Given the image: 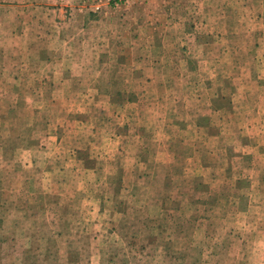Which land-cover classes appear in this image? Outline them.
I'll list each match as a JSON object with an SVG mask.
<instances>
[{"label":"rangeland","instance_id":"obj_1","mask_svg":"<svg viewBox=\"0 0 264 264\" xmlns=\"http://www.w3.org/2000/svg\"><path fill=\"white\" fill-rule=\"evenodd\" d=\"M246 13L258 31L264 0H0L3 80L25 98L50 55L161 63L137 70L141 112L55 109L48 86L8 100L0 264H264V36L216 35ZM63 128L54 156L41 137Z\"/></svg>","mask_w":264,"mask_h":264},{"label":"crops","instance_id":"obj_2","mask_svg":"<svg viewBox=\"0 0 264 264\" xmlns=\"http://www.w3.org/2000/svg\"><path fill=\"white\" fill-rule=\"evenodd\" d=\"M235 18H237V20L240 21V24H236V26L234 25V27L232 26L231 30H226L225 27L219 30L217 29L216 35H220L223 37L235 36V35L264 36V24H261L262 22H260L262 20L261 16L257 15L253 19V22L254 21L260 22L257 23L256 26L261 24V27H256L258 28V31L254 27L250 29V26H248L247 21L250 19L249 14L246 13L245 16L241 15ZM7 33L9 37L17 36L16 33L12 31L10 32L8 31ZM210 33L212 36H215L213 31H210ZM20 38L21 35L19 39ZM208 43L210 44L211 40H209ZM48 58H49L48 56L44 57V59H48ZM50 58L51 59L47 61L46 64L48 69H52V70L49 71L48 74H45L43 77L36 78L35 85H32V87L30 86L31 89V90L29 89L30 95L27 98H25L23 95L24 91L20 90L19 87V85H21L22 82L13 81L14 84L17 85V87L15 89H11L9 87L8 81L6 79L3 80L5 75L15 67H10L13 66L11 64L12 61H7L5 58L2 57V59L0 60V71L3 72L4 74L0 73V130L1 129L3 130V128L6 126L5 123L8 117L14 116L16 114L14 113L15 110L10 109L6 106L10 98L12 101H20L23 98L35 100L36 98H41L43 96V93L46 92V89L44 91V88H46L47 86H48L47 94H48L49 106L53 105V101H55L54 103V105H56L55 109L59 107L60 109L68 110V111H74L75 108L84 110L86 107L84 104L85 101H88L89 99H94L98 101L95 107L93 108V110H95V113H97L98 117L102 116V118H105V116L108 117L109 115H113V114L117 115L119 112L118 108H120L121 106H126V102H128V105L133 106L134 104V106H136V109L139 112H141L143 110L142 108L146 106V103L144 102L145 101L144 95L142 96L137 92V82L139 84L140 83L144 84V81L149 82L150 79L148 78H146L145 80L142 79V81L140 82V79L138 78L137 70H141L142 68L140 67H144L145 70L147 69L153 70L155 67L160 66L161 64V63H136L138 62L137 60L135 63H97L96 61H94L93 63H82V61L80 63H70L69 59L65 57H62L60 60L58 59L54 60L55 57L50 55ZM153 65H155V67H153ZM91 68L94 70V73H98L95 74L96 76L94 78L95 82L91 81L89 77ZM97 69H99V72ZM121 69H125L126 71H128L126 79H124V76L122 77ZM142 73L143 72H141V74ZM21 80H25V79L21 78ZM85 83H88L89 85L92 84V87H90V89L85 88V90L80 91L79 87ZM126 84L128 86H132V89H128V92L120 88L121 85L126 86ZM162 92H166V90H164V88H161L160 93ZM177 92L178 91L175 92L174 97H179ZM142 94H146V93H142ZM58 101L60 102L59 106H58ZM77 102L78 105H76ZM29 106L30 108L26 111L30 112L32 116L42 113L41 110L38 109L39 107L37 105L36 107H32L31 105ZM135 113H137V111ZM112 118L115 119L114 116ZM50 121H51V117H48V121H47L48 124L46 125L47 127L51 126ZM72 128L73 125H71V129H69L68 131L73 130ZM63 132L65 133L66 137L70 138L69 136L70 133L67 132L66 129L64 128L62 129V131H60V129L54 130L56 137L54 141H53L54 137H52L51 131L48 132L45 131V135L41 137L42 140H46L45 142L42 143L44 146H46V148L44 149H48V151H51V149H53L54 156H56L55 153H57L58 156H62L60 152L66 150L65 148L66 143H64L61 135V133ZM118 136L120 135L118 134Z\"/></svg>","mask_w":264,"mask_h":264}]
</instances>
